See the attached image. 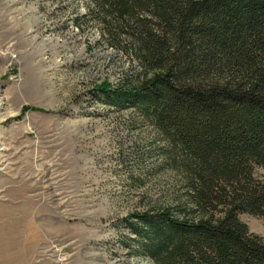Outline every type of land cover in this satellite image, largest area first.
<instances>
[{"label": "rangeland", "instance_id": "rangeland-1", "mask_svg": "<svg viewBox=\"0 0 264 264\" xmlns=\"http://www.w3.org/2000/svg\"><path fill=\"white\" fill-rule=\"evenodd\" d=\"M91 5L0 0V264H155L127 254L119 220L167 203L176 180L155 127L90 95L140 68ZM241 218L264 238V217Z\"/></svg>", "mask_w": 264, "mask_h": 264}, {"label": "trees", "instance_id": "trees-1", "mask_svg": "<svg viewBox=\"0 0 264 264\" xmlns=\"http://www.w3.org/2000/svg\"><path fill=\"white\" fill-rule=\"evenodd\" d=\"M92 1L101 37L140 68L90 95L155 127L176 180L167 203L119 220L118 242L155 264H264L241 218L264 217V0Z\"/></svg>", "mask_w": 264, "mask_h": 264}, {"label": "bare ground", "instance_id": "bare-ground-1", "mask_svg": "<svg viewBox=\"0 0 264 264\" xmlns=\"http://www.w3.org/2000/svg\"><path fill=\"white\" fill-rule=\"evenodd\" d=\"M4 104L3 102V97L0 96V110L3 108L2 105ZM7 112L0 113V120H5L7 118Z\"/></svg>", "mask_w": 264, "mask_h": 264}]
</instances>
